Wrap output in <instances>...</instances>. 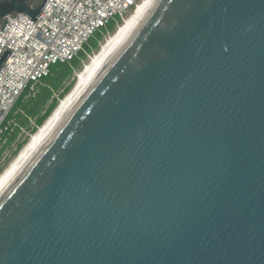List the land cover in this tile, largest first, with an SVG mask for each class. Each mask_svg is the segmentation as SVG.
<instances>
[{
	"label": "water",
	"instance_id": "water-1",
	"mask_svg": "<svg viewBox=\"0 0 264 264\" xmlns=\"http://www.w3.org/2000/svg\"><path fill=\"white\" fill-rule=\"evenodd\" d=\"M0 264H264V0H155L0 188Z\"/></svg>",
	"mask_w": 264,
	"mask_h": 264
},
{
	"label": "built area",
	"instance_id": "built-area-1",
	"mask_svg": "<svg viewBox=\"0 0 264 264\" xmlns=\"http://www.w3.org/2000/svg\"><path fill=\"white\" fill-rule=\"evenodd\" d=\"M146 0H47L36 20L13 12L0 20V150L18 123L10 114L25 94L36 96L58 63H69L96 33L117 28Z\"/></svg>",
	"mask_w": 264,
	"mask_h": 264
},
{
	"label": "bare ground",
	"instance_id": "bare-ground-1",
	"mask_svg": "<svg viewBox=\"0 0 264 264\" xmlns=\"http://www.w3.org/2000/svg\"><path fill=\"white\" fill-rule=\"evenodd\" d=\"M154 1L155 0H146L145 2L139 4L138 7H136L128 17H126L125 21L117 28L116 32L107 38L100 50L91 57L90 61L85 64L83 69L79 71L77 74V82L72 90L60 101L45 123L31 136L28 143L0 175V188L14 174L23 159L47 133V131L63 114L68 106L80 95V93L93 81V79L112 59L138 22L147 13Z\"/></svg>",
	"mask_w": 264,
	"mask_h": 264
},
{
	"label": "trees",
	"instance_id": "trees-1",
	"mask_svg": "<svg viewBox=\"0 0 264 264\" xmlns=\"http://www.w3.org/2000/svg\"><path fill=\"white\" fill-rule=\"evenodd\" d=\"M115 27L116 25L114 23L110 26L112 29ZM100 34L101 32L96 33L95 36L91 38L89 44L86 45L85 50L81 51L79 56L73 59L71 62L53 65L51 74L43 79V84L40 85L39 92L36 96H29L26 95L27 93H25L19 99L10 114V118H15V121L18 123V125L15 126V131L10 137L8 142L9 146L14 142L21 129L28 124L30 118L37 117V126L44 124L46 119L58 105L57 100L54 99L46 109L44 108L52 96L51 91L54 89V82L56 80H59V82L64 81L73 73L75 68L79 67L82 57L85 56L87 46L90 45V43H92L93 40L96 39Z\"/></svg>",
	"mask_w": 264,
	"mask_h": 264
},
{
	"label": "rangeland",
	"instance_id": "rangeland-1",
	"mask_svg": "<svg viewBox=\"0 0 264 264\" xmlns=\"http://www.w3.org/2000/svg\"><path fill=\"white\" fill-rule=\"evenodd\" d=\"M116 30H117V26L113 29L109 28V31L106 30L100 35H98L97 38L94 39L93 42L87 46L85 56L82 57L79 67L75 68L73 70V73L69 77H67L64 81L59 82V80L58 81L56 80L54 82V89H52L51 91L52 96L50 100L46 103L44 107L45 109L52 103L54 99H56L57 103L59 104L60 101L72 90L75 83L77 82V74L79 73V71L83 69L85 64H87L90 61L91 57L100 50L101 46L104 44L107 38L111 36L113 33H115ZM36 122H37V117L30 118L28 124L21 129L14 142L10 146H8L5 150H0V175L9 166L12 160L19 154V152L23 149V147L28 143V141L31 139V136L39 129L40 126H37Z\"/></svg>",
	"mask_w": 264,
	"mask_h": 264
},
{
	"label": "flooded vegetation",
	"instance_id": "flooded-vegetation-1",
	"mask_svg": "<svg viewBox=\"0 0 264 264\" xmlns=\"http://www.w3.org/2000/svg\"><path fill=\"white\" fill-rule=\"evenodd\" d=\"M27 3H29L32 6H37L41 3V0H27Z\"/></svg>",
	"mask_w": 264,
	"mask_h": 264
}]
</instances>
